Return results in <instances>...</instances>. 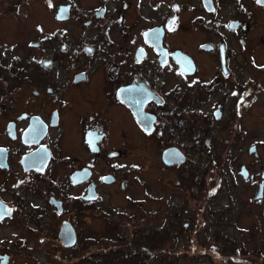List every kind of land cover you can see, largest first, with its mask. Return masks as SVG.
Here are the masks:
<instances>
[{"label": "flooded vegetation", "instance_id": "flooded-vegetation-1", "mask_svg": "<svg viewBox=\"0 0 264 264\" xmlns=\"http://www.w3.org/2000/svg\"><path fill=\"white\" fill-rule=\"evenodd\" d=\"M33 1L0 0V264L143 263L160 245L141 184L158 200L172 171L184 190L192 152L222 128L231 152L264 88V0Z\"/></svg>", "mask_w": 264, "mask_h": 264}, {"label": "rangeland", "instance_id": "rangeland-1", "mask_svg": "<svg viewBox=\"0 0 264 264\" xmlns=\"http://www.w3.org/2000/svg\"><path fill=\"white\" fill-rule=\"evenodd\" d=\"M31 4L37 6L32 7L36 12L42 6L40 1L35 0ZM17 27L16 23L9 25L8 36L16 38ZM260 91L251 104L245 106L244 102L239 109V118L233 122V130L230 131L235 144L231 152L223 151L224 138H229L225 128L213 131L215 141L211 147L201 154L192 152L190 170L187 169V173L191 172V181L184 186V190L175 184V173L172 171L162 172L163 178L158 179L163 184L167 180L173 183L167 184V189H157L158 200H152L141 184L139 195L142 196V205L136 210L142 212L143 209L144 220L139 231L144 233L157 229L160 245L153 250L151 258L145 255L144 264H264L261 259H245V251L259 252L264 248V192L262 197L254 199L257 185L248 176L255 174L264 183L260 174L264 165V88ZM250 145L256 146L254 151L257 155L253 154V150L249 152ZM225 156L229 158L227 163ZM143 162L144 172L149 171L150 168L146 167L152 165L150 160L144 159ZM241 166L248 171L245 177L240 174L243 170ZM193 168L200 173H193ZM202 181L204 195L200 196L198 184ZM180 191L191 193L192 206L190 211L176 214L173 213V204L177 205L184 197ZM208 205L210 217L207 222L204 210ZM100 222L102 225L103 221ZM183 222L186 226H182ZM122 228L119 227L120 232ZM214 238L219 239L218 243L209 244L208 241ZM242 243L244 250L237 254ZM108 261V264H143L129 258L122 259L114 253L109 255ZM99 263L95 261V264Z\"/></svg>", "mask_w": 264, "mask_h": 264}, {"label": "trees", "instance_id": "trees-1", "mask_svg": "<svg viewBox=\"0 0 264 264\" xmlns=\"http://www.w3.org/2000/svg\"><path fill=\"white\" fill-rule=\"evenodd\" d=\"M204 211H205L206 221L208 222L209 217H210V214H209V205H208V207ZM218 240H219L218 238H214L211 241L210 240L208 241V239H207V241L209 242V244H214V245L218 243ZM240 247L241 248L238 249L237 254H240V253L243 252L242 251V250H244L243 243L241 244ZM245 254H246V258L245 259H247V260H259V259L264 260V248H262V250L259 251V252H257V251H253V252H247V251H245Z\"/></svg>", "mask_w": 264, "mask_h": 264}, {"label": "water", "instance_id": "water-1", "mask_svg": "<svg viewBox=\"0 0 264 264\" xmlns=\"http://www.w3.org/2000/svg\"><path fill=\"white\" fill-rule=\"evenodd\" d=\"M242 174L245 176V171L242 170ZM262 177H264V172H263V174H262ZM258 189H259L258 192H257L258 195L255 196L256 198L260 196L259 193H261V191H262V184H259ZM149 254L152 255L153 253H152L151 251H149Z\"/></svg>", "mask_w": 264, "mask_h": 264}, {"label": "snow or ice", "instance_id": "snow-or-ice-1", "mask_svg": "<svg viewBox=\"0 0 264 264\" xmlns=\"http://www.w3.org/2000/svg\"><path fill=\"white\" fill-rule=\"evenodd\" d=\"M258 2H259V0H258Z\"/></svg>", "mask_w": 264, "mask_h": 264}]
</instances>
